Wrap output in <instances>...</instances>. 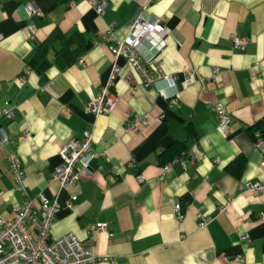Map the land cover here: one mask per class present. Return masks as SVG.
Listing matches in <instances>:
<instances>
[{"label":"crops","instance_id":"0c3cea01","mask_svg":"<svg viewBox=\"0 0 264 264\" xmlns=\"http://www.w3.org/2000/svg\"><path fill=\"white\" fill-rule=\"evenodd\" d=\"M89 1L0 0V125L9 135L0 146V218L25 199L8 169L15 153L27 197L58 201L50 238L72 232L97 257L89 264H264V194L243 187L264 180L252 134L264 128V0H102L101 16ZM29 3L41 14L29 16ZM141 8L170 30L158 60L175 78L179 106L164 80L144 86L119 58L109 89L116 106L94 116L86 106L114 64L108 28L116 24L122 38ZM234 33L248 38L244 51L233 47ZM215 104L227 112L226 130ZM7 107L10 120L1 115ZM138 118L147 123L128 130ZM85 130L98 155L76 185L62 188L51 180L59 150ZM199 214L208 219L202 227ZM96 223L107 230L90 235Z\"/></svg>","mask_w":264,"mask_h":264},{"label":"built area","instance_id":"2783aa9c","mask_svg":"<svg viewBox=\"0 0 264 264\" xmlns=\"http://www.w3.org/2000/svg\"><path fill=\"white\" fill-rule=\"evenodd\" d=\"M98 15H103L106 2L102 0H90ZM29 16L40 15L41 11L34 3L25 6ZM163 18L147 19L145 8H141L134 20L126 25V31L122 38L115 35L116 24L108 28L109 45L108 49L114 58L113 68L108 83L100 92L87 104L86 111L94 116L110 113L114 110L118 96L110 92L118 71L116 60L119 58L125 61L141 77L142 84L149 86L158 80H164L168 87L173 89L169 95L172 107L179 106L180 95L176 88V81L173 75L164 73L161 63L158 60L160 54L167 45L170 30L165 25ZM30 39L36 35L34 25L27 27ZM248 38L244 35L232 34L231 42L235 49L244 51L248 44ZM79 63H83L79 60ZM184 81L193 82L196 78L193 70L185 69ZM23 83L24 78L18 79ZM218 117V127L226 130L229 118L226 110L220 104L213 106ZM5 120L14 116V107L4 108L1 112ZM145 118H138L128 125V130L135 131L140 124H146ZM24 136H29L25 130ZM93 135L91 130H85L80 139H70L59 150L60 162L54 169L51 180L56 181L62 188L76 185L81 174L86 170L90 162L97 157V152L92 148ZM9 143V135L3 126L0 125V146ZM255 146L264 154V133H254ZM129 166L136 167L135 162L130 161ZM170 164L164 167L168 171ZM8 169L13 177L15 186L25 196L20 203H14L11 209V218H0V264H89L95 262L97 257L85 248L83 242L72 232H68L56 238H50V229L53 223L54 214L59 209L57 200L48 201L43 195L39 198L38 205L35 200L27 197L24 185V170L15 153L8 155ZM165 174V173H164ZM139 181H143L141 175H137ZM247 191L253 194H264V180L249 181L243 184ZM75 200L71 197L69 204ZM227 204L220 207L222 211ZM199 226L207 224L208 219L201 214ZM264 219V212L259 215ZM88 233L95 234L100 230H107V223H96L88 226Z\"/></svg>","mask_w":264,"mask_h":264},{"label":"trees","instance_id":"16d2710c","mask_svg":"<svg viewBox=\"0 0 264 264\" xmlns=\"http://www.w3.org/2000/svg\"><path fill=\"white\" fill-rule=\"evenodd\" d=\"M73 58H70L69 56V62L72 60ZM42 65H44V63L42 62H39L37 64H35V67L37 68L38 71H41L43 68H42ZM260 131L261 133H264V128H261L260 126H257L255 128L252 129V134H253V138H254V133L255 131Z\"/></svg>","mask_w":264,"mask_h":264}]
</instances>
